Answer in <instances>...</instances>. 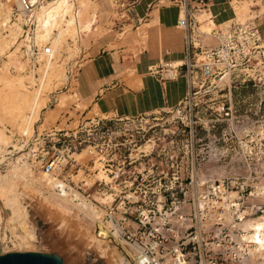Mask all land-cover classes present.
Listing matches in <instances>:
<instances>
[{
	"label": "built area",
	"instance_id": "built-area-1",
	"mask_svg": "<svg viewBox=\"0 0 264 264\" xmlns=\"http://www.w3.org/2000/svg\"><path fill=\"white\" fill-rule=\"evenodd\" d=\"M188 1L180 3L186 8ZM198 1L203 3L200 8H206L207 0ZM43 2L0 0L7 11L0 14V32L7 34L17 28L16 44H20L23 58L32 68L51 58V45H38L33 33L35 11ZM192 19L187 8L178 19L184 31L183 63L165 65L171 69L170 76H176L178 67L184 66L187 98L196 93L193 88L198 79L204 84V80H222L236 71L251 75L248 71L262 47L254 18L213 29L216 43L212 46L195 44ZM143 116L92 118L71 130L36 133L31 138L32 147L37 145L44 153L30 152L35 159L40 157V168L56 183L46 192L77 187L97 194L102 201L93 196L89 200L96 213L102 211L100 217H89L94 236L102 244L120 249L128 264H264V254L256 260L251 258L247 242L226 246L240 237L244 222L264 216V184L256 185L253 180L263 176L264 170H232L226 174L203 170L198 158L187 151L195 139L193 124L183 125L182 133L188 128L189 135L183 144L175 137L150 142L139 138L137 142L122 136L120 124L134 123ZM250 126L254 130L241 136L224 132L217 141L229 153L239 147L250 151L246 146L252 142H264V124ZM180 145L187 150L178 152ZM84 150L91 155L90 161L79 164L73 155ZM79 171L83 176L81 186L71 179Z\"/></svg>",
	"mask_w": 264,
	"mask_h": 264
},
{
	"label": "rangeland",
	"instance_id": "rangeland-1",
	"mask_svg": "<svg viewBox=\"0 0 264 264\" xmlns=\"http://www.w3.org/2000/svg\"><path fill=\"white\" fill-rule=\"evenodd\" d=\"M91 2L92 0L85 3L82 0L75 2V10L81 15L79 25L83 26L91 16L90 20L94 25L89 31L81 32L75 38L68 36L67 43L52 58V60H55L57 67L52 76L48 75V80L46 79L48 82L45 80L47 86H45L44 91L48 96H45L47 97L45 105L40 109L37 119L32 123L28 135H23L21 131L24 124L22 119L15 120V116L20 112L19 110L23 109L21 107L25 105L22 96L17 95L16 89L12 87L5 90V94L2 95L4 98L2 96L0 98V135H4L9 142L2 147L4 149L0 153V173L7 174L14 159H26L27 166L34 173L35 185L41 188H33L34 191H32L31 187L20 179L21 181L16 180L15 185L10 188L6 187L3 191L0 200V254L12 251L54 253L62 258L64 264H116L118 254H121L122 260L126 264V259L123 258L120 249H116L112 245H104L95 238L91 218L84 211L68 204L59 205L62 202L52 198L46 192L50 185H46L42 181L43 170L40 168V157L35 159L33 153L30 152L32 149L37 154L44 153L43 151L40 152V147L37 148V145L32 147L31 138L36 133H43L45 128L53 125L60 111H67L75 103H77L78 108H82L81 103H78L77 100L79 95L74 94L76 92L73 86L75 82H72L71 79L78 65L90 57L88 51L93 42L98 38H102L105 34L107 36L113 34V38H117V42L111 43V41L106 40L109 48L121 44L136 53L142 46L145 37L144 28L120 29L118 22L120 18L110 15L108 11L99 16L91 14L96 6L94 2ZM253 5L254 1L252 0L234 1L233 7L237 21L244 22L249 18H253L254 15L250 12ZM202 11L201 21H194V17L192 19V24L195 25L193 29L196 30L192 33V37L196 45L212 46L216 43L212 30L219 28V25L216 22H209L206 17L207 14L204 10ZM6 12L5 5L0 4V14ZM196 25L199 26L198 31ZM47 43L52 48L51 41ZM43 45L40 44V46ZM261 45L260 52L252 62L250 71H248L251 74L250 76L247 77L246 74L243 75V73L236 71L230 77L225 76L222 80H219L218 77L204 80V84H200L202 79H198L197 86L193 88V92L196 93H192L176 108L144 115L134 123L120 124L122 136L137 142L139 138L150 142L156 141L157 138L175 137L182 142L180 144H183L189 136L187 134L188 128L186 132L182 133L183 125L193 124L195 126V139L192 141V146L188 145V150L185 146H177L178 152H184V150L191 152L198 158L199 167L203 170H217L223 172V174L232 170L248 171L254 168L264 170V142H252V144L246 146L250 151H245V147L243 149L239 147L234 152L229 153L225 150L226 146L217 141L224 132L227 136L230 134L235 135V133L241 136L248 130H254L250 124H254V126L264 124V40L261 41ZM15 48L13 46L3 53L0 52V68L4 69L5 63H7V74L13 78L22 77L26 79L32 74L31 83L30 79L26 80L29 81L27 83L29 90L38 88L41 70L47 58L36 65L35 68H32L24 60L21 50L16 49L13 51ZM69 68H71L70 73H68ZM165 75L170 74L167 72ZM229 86L231 94L229 93ZM35 89L31 94L34 95ZM54 94L58 95L56 100L51 98V95ZM62 97L63 104L59 107L56 106L58 100ZM223 105L224 109L222 110ZM206 106L207 110H205ZM54 107L55 110H50ZM45 110L48 111L42 124V113ZM24 112L25 116L30 115L28 109ZM71 115H74V111L71 112ZM63 123L64 120L58 128H61ZM212 125L214 127H211ZM172 131L175 133L172 134ZM254 137H257V135ZM28 153H30L29 156L24 157ZM74 157L79 164H87L91 155L84 150L74 154ZM82 178L81 171L77 175L71 176L73 183H78L77 186H81L80 180ZM253 180L256 185L264 184V175ZM90 182L88 181V184ZM69 185H72V183H69ZM75 190L80 195L74 200L77 203L83 200L89 206V200L92 196L102 201L97 194L91 191L84 192L74 187L73 191ZM14 194H16V202L19 207L26 208V212H28L29 220L26 229L33 230L32 235L21 238L20 236L24 235L25 231L17 222L8 219L11 216L12 207L9 204L8 206L6 201ZM87 195L90 196L87 197ZM97 214L99 217L102 216V211L98 209ZM241 235L229 242V245L226 244V246L235 245L238 241L241 243ZM22 239H28L31 242L21 241ZM251 258L256 260L258 257L253 255Z\"/></svg>",
	"mask_w": 264,
	"mask_h": 264
},
{
	"label": "crops",
	"instance_id": "crops-1",
	"mask_svg": "<svg viewBox=\"0 0 264 264\" xmlns=\"http://www.w3.org/2000/svg\"><path fill=\"white\" fill-rule=\"evenodd\" d=\"M234 1L244 0H207L206 8H200L203 3L198 0H189L186 8L191 18L195 11L204 10L207 17H211L209 22H216L219 29H223L227 24L237 21ZM252 1L254 5L250 12L264 40V0ZM92 2L96 6L91 14L99 16L108 11L110 15L120 18V29L144 28V41L136 53L121 44L109 48L106 40L117 42L113 34H105L93 42L88 51L90 57L78 65L71 79L75 82L74 94L79 95L77 100L82 108H78L75 103L67 111H60L54 124L44 129L46 131L71 130L92 118H134L152 114L175 108L188 96L184 66L178 67L176 76L165 75L171 71L166 64L182 60L178 64L181 65L185 57L184 31L178 26V19L184 15L180 0ZM196 28L198 31L199 26L196 25ZM57 97V94L51 95L55 100ZM50 110H55V107ZM47 111L42 113V124ZM72 111L74 115H71ZM63 120L62 127L58 128Z\"/></svg>",
	"mask_w": 264,
	"mask_h": 264
},
{
	"label": "bare ground",
	"instance_id": "bare-ground-1",
	"mask_svg": "<svg viewBox=\"0 0 264 264\" xmlns=\"http://www.w3.org/2000/svg\"><path fill=\"white\" fill-rule=\"evenodd\" d=\"M76 1L77 0H45V2L41 3L40 6L35 11V15H34L35 26L33 28L35 42L38 45L40 44L43 45L44 43L51 41L52 49H51V58L47 59L46 62L43 64L41 70L42 72L40 76V82L38 83L39 86L36 89L33 88L35 89V92H33L34 95L31 94L33 89L30 91L29 86L27 85L29 81L28 82L26 81L27 79H30V83H31L32 74L28 76L26 79H23L22 77L13 78L7 74V63H5L4 69L0 68V82L2 84V86L0 87V98L3 94H5V90L7 88L11 89L13 87V89L14 88L16 89L17 95L22 96V99L25 101L24 103L25 105L21 107L23 109L19 110L20 112L17 111L18 114L15 116V120L20 118L24 122L23 127H21L22 128L21 131L24 134H27L31 130L32 123L37 119L40 109L45 105V100L47 98L45 96H48L44 91L46 88L45 86H47L45 80L46 79L48 80V77L52 76V74L55 71V68L57 67L55 60H52V58H54V56L57 55L56 53L57 52L59 53V51L63 48V45L67 43L68 36L75 38L76 36L79 35V33L81 32L85 33L89 31L93 26L92 20L85 22L83 26L79 25L81 15L75 10ZM87 1L89 0H82L83 3ZM182 9H184V15H185L186 8L182 7L181 10ZM201 11L198 10L193 13L194 19L196 21H201V18L203 17V13H202L203 11L202 12ZM18 36H19V32L16 27L11 28V30L7 34L2 35V33H0V52L3 53L6 49L9 50L13 46L14 48L17 47L13 51H15L16 49L18 50L20 46V44H16ZM181 62L182 60H174L173 62L170 63V65L176 66ZM48 70H50V72H48ZM63 102L64 101L62 97L60 100H58L56 106L58 107L61 106ZM27 109L29 110L30 115L25 116L24 111ZM7 143H9L8 139L5 138L4 135H0V153L4 149V148L2 149V147L7 145ZM27 156H29V153L24 155V157ZM42 175H43L42 181H44L46 185L54 186L56 184L55 180L44 171L42 172ZM20 179L24 180L23 183L31 187L32 191H34L33 188L41 189L40 186L35 185L34 173L27 166L26 159L24 160L22 158H19L17 160L14 159V162L11 164V168L9 169V172L7 174L0 173V200H1V195L3 191L6 189V187L10 188L11 186L15 185L16 180H20ZM15 195L16 194H14L9 200L6 201L7 205L9 204L12 207L11 216H9L8 219L10 221L17 222L18 225L23 229V231H25V234L20 236L22 238L23 236L32 235L34 231L31 229L30 230L26 229L27 221L29 220L27 214L28 212H26V208L23 209L19 207V204L16 202L17 200ZM50 195L52 196V198H55L57 200H60V202H62L59 205L68 204L71 206H75L79 208L81 211H84L86 215L91 218H94L95 216L98 215L90 206L86 205L87 204L85 203L86 201L81 200L78 203L74 201L75 198L80 197L79 193L76 190L69 191L62 187L60 191L51 192ZM81 205L83 206V208ZM0 219H1V214H0ZM243 226H244L243 228L244 233L241 235V238L243 243L244 242L248 243L247 244V246L249 247L248 251L252 252V254L256 257L263 255L264 254V216L258 217L250 221H246L243 223ZM21 241L31 242V240L28 239H22ZM116 264H125V262L122 260L121 254H118V258L116 259Z\"/></svg>",
	"mask_w": 264,
	"mask_h": 264
},
{
	"label": "water",
	"instance_id": "water-1",
	"mask_svg": "<svg viewBox=\"0 0 264 264\" xmlns=\"http://www.w3.org/2000/svg\"><path fill=\"white\" fill-rule=\"evenodd\" d=\"M0 264H64L54 253L12 251L0 254Z\"/></svg>",
	"mask_w": 264,
	"mask_h": 264
}]
</instances>
